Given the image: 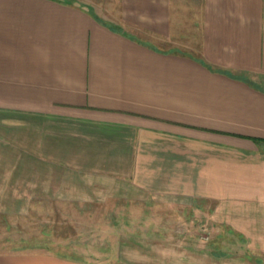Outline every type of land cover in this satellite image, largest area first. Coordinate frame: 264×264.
Instances as JSON below:
<instances>
[{"label": "crops", "instance_id": "obj_1", "mask_svg": "<svg viewBox=\"0 0 264 264\" xmlns=\"http://www.w3.org/2000/svg\"><path fill=\"white\" fill-rule=\"evenodd\" d=\"M256 140L264 0H0L2 219L48 237L62 208L121 221L162 203L184 227L152 264H264ZM193 220L212 241L191 243ZM36 251L0 264H92Z\"/></svg>", "mask_w": 264, "mask_h": 264}, {"label": "rangeland", "instance_id": "obj_2", "mask_svg": "<svg viewBox=\"0 0 264 264\" xmlns=\"http://www.w3.org/2000/svg\"><path fill=\"white\" fill-rule=\"evenodd\" d=\"M81 1L109 4L111 0ZM122 207L124 205H121V209ZM111 209L105 210L109 212ZM123 209L130 211L132 217L117 221L88 219L89 214L79 216L74 209L71 211L64 208L63 211L62 208L63 222L58 221L56 233L48 237L39 233L41 230L38 227L29 228V223L22 218L23 216L12 215L8 219H2L0 216V254L38 253L36 248L47 242L49 249H52L51 254L71 255L83 258L92 264H152L151 258L156 255L152 249L156 242L166 244L173 237L166 235L170 234V228L181 230L184 227L182 219L176 220L177 218H172L171 214L168 215L169 210L162 203L152 207L132 204ZM97 210L105 211L103 208ZM140 213L145 218L135 219L134 216H140ZM200 226L198 221L193 220L191 223L190 236L193 244H207L216 235L217 230L210 224L203 225V229ZM140 229L144 230V235H134L140 234ZM157 231L164 233V236L145 235L147 232L157 233ZM119 243L124 246H120ZM22 249H31V251Z\"/></svg>", "mask_w": 264, "mask_h": 264}, {"label": "trees", "instance_id": "obj_3", "mask_svg": "<svg viewBox=\"0 0 264 264\" xmlns=\"http://www.w3.org/2000/svg\"><path fill=\"white\" fill-rule=\"evenodd\" d=\"M256 143L261 146L262 148H264V140H256ZM71 256V255H68Z\"/></svg>", "mask_w": 264, "mask_h": 264}]
</instances>
